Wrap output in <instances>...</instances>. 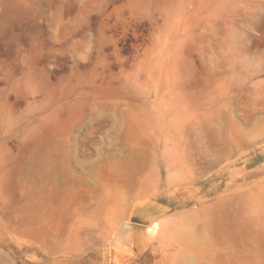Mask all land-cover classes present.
Returning a JSON list of instances; mask_svg holds the SVG:
<instances>
[{
    "label": "rangeland",
    "instance_id": "rangeland-1",
    "mask_svg": "<svg viewBox=\"0 0 264 264\" xmlns=\"http://www.w3.org/2000/svg\"><path fill=\"white\" fill-rule=\"evenodd\" d=\"M0 264H264V0H0Z\"/></svg>",
    "mask_w": 264,
    "mask_h": 264
},
{
    "label": "bare ground",
    "instance_id": "bare-ground-1",
    "mask_svg": "<svg viewBox=\"0 0 264 264\" xmlns=\"http://www.w3.org/2000/svg\"><path fill=\"white\" fill-rule=\"evenodd\" d=\"M156 224H154L153 226H150L151 229L155 228Z\"/></svg>",
    "mask_w": 264,
    "mask_h": 264
}]
</instances>
